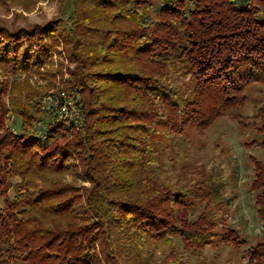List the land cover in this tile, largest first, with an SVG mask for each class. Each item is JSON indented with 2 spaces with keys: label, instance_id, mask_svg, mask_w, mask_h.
Segmentation results:
<instances>
[{
  "label": "trees",
  "instance_id": "1",
  "mask_svg": "<svg viewBox=\"0 0 264 264\" xmlns=\"http://www.w3.org/2000/svg\"><path fill=\"white\" fill-rule=\"evenodd\" d=\"M68 1L66 18L0 23L6 73L30 74L62 40L73 67L48 95L75 94L81 119L65 127L27 81H12L6 102L0 79V264H209L208 245L239 251L249 239L219 215L221 182L191 185L173 140L264 80V0ZM253 125L248 143L264 150V105ZM251 161L263 231L242 264H264V162Z\"/></svg>",
  "mask_w": 264,
  "mask_h": 264
},
{
  "label": "rangeland",
  "instance_id": "2",
  "mask_svg": "<svg viewBox=\"0 0 264 264\" xmlns=\"http://www.w3.org/2000/svg\"><path fill=\"white\" fill-rule=\"evenodd\" d=\"M70 12L71 3L68 0H0V23L9 28L31 29L52 20L66 18ZM55 38L56 44L50 50L48 60L30 74L22 72L14 75L6 73L0 67V79L6 80L7 77L8 82L6 102L12 81H20V83L27 81L29 87L34 90L36 99L42 98L43 101L47 99L48 94L66 87L69 69H72L73 64L66 56L62 40L59 37ZM244 93L245 102L242 106L218 117L205 129L199 130L189 126L182 138L176 137L173 140L174 165L183 161L185 171L191 167L189 169L190 181L193 179L191 185L197 180L202 181V175L211 181L219 180L221 182L220 217L224 216L230 226L237 229L239 234L247 235L249 239L239 251L223 243L206 246L204 255L209 264L244 263V253L250 248V244L258 240L263 231L262 223L256 215L253 193L248 187L253 174L251 157L264 162V150L248 142L251 141L254 131L255 112L264 105V80L249 84ZM55 119L61 121L65 127L70 125L69 120L63 121L59 117ZM80 122L81 119L74 116L73 130H78ZM42 124L41 121H35L36 127ZM14 125L10 127L13 131ZM69 132L71 133V129ZM70 133H67V139L72 138ZM59 141L63 143L65 140ZM18 180L14 177L11 181ZM64 180L72 184L89 185L88 182L73 180L70 175H66ZM9 194L12 196L13 192L10 191ZM175 240L180 249L178 239Z\"/></svg>",
  "mask_w": 264,
  "mask_h": 264
},
{
  "label": "built area",
  "instance_id": "3",
  "mask_svg": "<svg viewBox=\"0 0 264 264\" xmlns=\"http://www.w3.org/2000/svg\"><path fill=\"white\" fill-rule=\"evenodd\" d=\"M60 102H59V99ZM47 99L49 103L59 107L58 108V117L61 119L70 118V117H77V109L75 108L76 105V95L72 93H67L64 90H60L56 99H53L52 96L48 95Z\"/></svg>",
  "mask_w": 264,
  "mask_h": 264
}]
</instances>
